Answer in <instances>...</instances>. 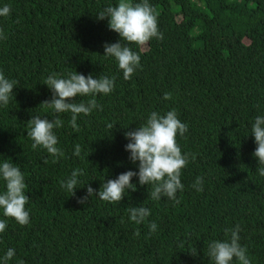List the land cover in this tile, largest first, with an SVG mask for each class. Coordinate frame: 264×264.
<instances>
[{
	"label": "trees",
	"instance_id": "trees-1",
	"mask_svg": "<svg viewBox=\"0 0 264 264\" xmlns=\"http://www.w3.org/2000/svg\"><path fill=\"white\" fill-rule=\"evenodd\" d=\"M118 2L0 0V8L11 9L0 16V72L18 82L9 104L0 105V163L8 160L22 171L30 216L21 226L0 209L6 221L0 258L12 248L8 264H213L206 255L209 243L230 241L225 230L239 225V243L251 264H264V176L252 155L257 145L251 134L255 118L264 116V0H148L163 39L127 45L140 55V67L128 80L116 59L103 55L104 44L119 41V34L109 29L108 18L95 16ZM75 71L114 77L113 91L95 97L102 110L77 117L79 131L70 112L56 114L41 104L52 98L43 84L50 74L67 78ZM166 92L170 100L163 99ZM173 109L188 126L176 137L188 156L179 203L151 199L152 185H140L138 176L132 177L136 190L126 191L119 203L95 195L77 203L87 186L98 193L107 179L138 172L124 133L138 129L153 111L165 115ZM32 115L62 120L53 129L64 153L56 163L43 148L31 147ZM77 144L79 157L73 155ZM77 168L84 175L77 176L71 195L61 182ZM197 178L199 192L193 187ZM141 206L150 214L136 224L129 210Z\"/></svg>",
	"mask_w": 264,
	"mask_h": 264
},
{
	"label": "clouds",
	"instance_id": "clouds-1",
	"mask_svg": "<svg viewBox=\"0 0 264 264\" xmlns=\"http://www.w3.org/2000/svg\"><path fill=\"white\" fill-rule=\"evenodd\" d=\"M10 7L4 5L0 8V16H8ZM96 18L103 20L108 18L110 30L119 34L120 40L115 43L104 44L106 57H114L118 67L123 71L125 80L131 79L133 73L140 67V55L133 51L128 44L135 43L137 46H145L152 38L163 39V33L158 30L157 16L148 0L141 3H130L129 0H119L118 4L109 5L97 13ZM0 38L3 32L0 30ZM123 42V43H122ZM18 82L5 77L0 72V105L7 106L14 94L13 89ZM43 84H46L52 92L51 100L43 101L48 108L56 114L68 113L71 115V126L74 131H79L77 117L80 114L90 115L94 109L102 110L95 99L98 94L107 95L114 89V77L101 76L93 78L91 74L85 76L78 72H70L67 78H58L56 74H50ZM77 96L92 97L86 103L69 102ZM170 92L164 93L163 99L170 100ZM29 129L27 136L33 140L31 147L35 150L38 147L46 150L47 154L56 163L64 155L63 151L56 145L58 138L53 129L62 127L63 122L57 118L49 120L39 115H32L28 120ZM113 128V125H109ZM188 131L187 124L181 122L176 111L173 109L165 115L153 111L146 122L134 131L124 133L129 142L125 150L130 152L129 159L132 163L138 162V172L126 171L118 175L116 179H107L102 183L98 193L89 185L86 194L77 199V203L86 204L89 197L98 196L100 200L109 203H119L125 192L131 189L136 190L132 183V177L138 176L140 185H152L149 193L151 199L160 200L166 197L175 203H179L176 197L178 190H183L181 183V170L188 163L187 154H182L181 148L176 142L177 134L184 136ZM251 134L254 136L257 145L252 153L258 159V173L264 176V116H257L251 126ZM81 147L75 146L73 155L79 157ZM47 163V157L45 158ZM84 175L82 169H75L71 176L61 182V187L71 195H75L76 185L79 183L77 176ZM0 179L5 182V191L0 193V209L5 217L13 218L19 225H27L30 221L29 212L25 209L29 197L25 194L27 185L20 168L14 163L5 160L0 163ZM196 191H202V181L197 178L193 184ZM130 220L140 224L150 214L146 207H134L129 210ZM150 232L157 229L155 223L149 225ZM6 229V221L0 220V233ZM226 234L231 231L230 241L215 240L209 243L206 255L213 264H231L233 258L239 264H251L246 254V248L239 243V225L235 229H226ZM136 235H139L137 232ZM15 255V250L9 248L5 255L0 258V264H8V261Z\"/></svg>",
	"mask_w": 264,
	"mask_h": 264
}]
</instances>
